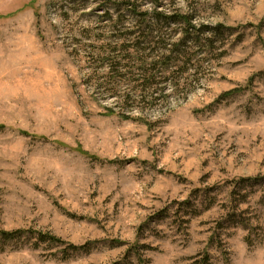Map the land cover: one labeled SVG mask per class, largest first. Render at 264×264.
<instances>
[{"label":"rangeland","instance_id":"1","mask_svg":"<svg viewBox=\"0 0 264 264\" xmlns=\"http://www.w3.org/2000/svg\"><path fill=\"white\" fill-rule=\"evenodd\" d=\"M176 2L232 28L225 54L184 100L119 118L73 51L97 3L0 0V230L23 232L0 264H264V0Z\"/></svg>","mask_w":264,"mask_h":264},{"label":"trees","instance_id":"2","mask_svg":"<svg viewBox=\"0 0 264 264\" xmlns=\"http://www.w3.org/2000/svg\"><path fill=\"white\" fill-rule=\"evenodd\" d=\"M144 1L151 9H143ZM92 2L103 13L97 15L94 31L86 28L84 38L77 39L73 51L83 63V85L98 100H111L120 112L112 108L107 113L119 118L166 109L172 98L184 100L201 88L213 63L224 56L232 32L220 23L197 24V7L188 4L182 10L176 0H120L112 7ZM22 233L0 230V237L8 240ZM38 236L62 243L48 233Z\"/></svg>","mask_w":264,"mask_h":264}]
</instances>
